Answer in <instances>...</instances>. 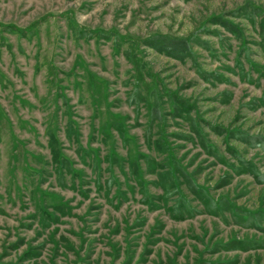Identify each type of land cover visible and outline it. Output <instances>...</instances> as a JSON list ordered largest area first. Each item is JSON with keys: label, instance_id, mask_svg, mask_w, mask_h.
Instances as JSON below:
<instances>
[{"label": "rangeland", "instance_id": "374dc122", "mask_svg": "<svg viewBox=\"0 0 264 264\" xmlns=\"http://www.w3.org/2000/svg\"><path fill=\"white\" fill-rule=\"evenodd\" d=\"M245 1L264 10V0H0V25L37 31L0 32V264H264V143L253 140L264 138V38L260 15L229 12ZM219 13L239 36L207 27L193 58L144 43L187 39ZM147 74L193 105L165 115L170 148L158 149L155 125L145 143L148 109L126 101L146 94ZM223 128L243 133L225 144ZM47 130L79 177L51 160Z\"/></svg>", "mask_w": 264, "mask_h": 264}, {"label": "trees", "instance_id": "16d2710c", "mask_svg": "<svg viewBox=\"0 0 264 264\" xmlns=\"http://www.w3.org/2000/svg\"><path fill=\"white\" fill-rule=\"evenodd\" d=\"M241 11H244V14H258L261 17V34L262 37L264 38V10L261 8L255 7L250 1H245L244 4L242 3L238 8H236L231 14L236 15L240 13ZM35 24H30L29 27H16L12 25L11 23H4L0 25V32H8L12 34H18V35H23L25 37H30L32 34H36V29H35ZM220 24L225 30L227 29L230 32H233L234 34L239 36L240 32V27L236 25V23H233L232 18L228 14H213L210 17L204 18L201 22L199 27L197 28L196 32L194 31L193 34H191L187 39L183 38L182 36H174V37H169V35H166L164 33H153L151 35H148V37L144 40V43L148 45V47H151L155 49L157 52H164L168 54L171 58H184L186 56H191L192 58L194 57L193 51L191 50L190 44L191 42H195L198 46H206L208 44L207 41L201 40L198 37H196L195 33H199L201 30H205L207 27H212L213 25ZM76 30V29H75ZM78 33V36H85V37H93L96 38L97 35L101 34L98 32V30H95L94 33L91 32H86L85 30H76ZM110 34V33H109ZM109 34L104 35V37L110 36ZM111 37V36H110ZM119 38V37H118ZM122 39V38H120ZM114 47H118V41L117 39L114 40ZM241 51H243L246 54L247 57V52L248 49L246 46L242 43L239 48ZM237 63V66L241 65V62L239 60L235 61ZM250 62V61H249ZM140 66H142L143 69H145L143 66V62H140ZM150 78V86H148L147 90L145 91L146 94L142 93L141 91L135 90L133 93L130 92L128 99H126L127 103L129 105H133L135 109V114L139 111L138 109V102L142 101V104L146 105L148 109V118L149 122L147 125V128L145 129V138L144 141L147 145H149L150 138H152V131L151 128L153 125L156 126V130H158L159 137L157 138L155 144L158 145V149L162 147L170 148V144L167 142V133L165 130V115L171 116L173 119L178 118V117H184V115H188L191 107L193 106L192 103L189 101H186L182 95L179 93L170 90V88L166 87L165 85L162 84V82L153 74H147ZM261 100L264 103V94L262 95ZM65 101V100H64ZM63 101V102H64ZM62 102V103H63ZM164 102L168 104L171 108L169 112L164 111ZM65 103V102H64ZM196 116V115H194ZM196 120V119H195ZM195 123H197L195 121ZM124 125L120 121H113L109 128L112 130L114 129L115 132L118 133V136L120 137V140L123 143H126L127 140V135L125 134L126 132L124 131ZM195 128V127H194ZM195 130H198L195 128ZM238 132L239 134H242L243 132H239L238 130H227L223 128L222 133L224 134L223 140L225 141V144H228L229 136L231 134ZM105 133V130H104ZM65 134L68 136V138L71 137H77L78 135L76 134L75 129L73 128L71 123H67L66 128H65ZM46 135L48 137V142L47 146L50 148V157L51 160L56 163L58 168L65 167L68 171L73 176H80V173L78 170L73 169V164L69 160H67L64 157L60 156V148H58L57 144V139L56 136L53 134L51 130H47ZM199 141H202V136H197ZM253 138V136L251 137ZM254 146H259L261 144L260 142L264 143V138L261 136L254 137ZM191 141V140H190ZM202 143V142H201ZM207 149L210 151H213V146L211 143H206ZM80 147V145H78ZM82 150V147H80ZM263 149H264V144H263ZM84 153V151L82 152ZM86 155V153H84ZM240 161V159H239ZM176 166V165H175ZM177 169H179L182 173H184V176L187 178V180L191 181L193 183L194 181L191 180L190 175L188 174L187 170L182 166H176ZM177 171L174 169V172ZM259 176V177H258ZM63 176L60 174L59 178H62ZM258 177V178H256ZM263 176L260 174H256L255 178L259 179ZM139 177H134L135 181L137 184L140 186L142 185V192L143 196L146 197V192H144V183L138 179ZM260 181H263L261 178ZM107 183L109 185V188L112 187L116 183V179L113 175L108 178ZM197 185L195 182L193 183ZM198 186V185H197ZM206 202L210 201L213 204V200H210L208 195L206 196ZM222 200V199H221ZM239 214V219H242L241 221L243 222H254L256 218H253L251 215H246V219L241 218ZM244 224V222H243ZM245 225V224H244ZM258 224H256L257 226ZM247 241H237L236 243L239 244L241 247L245 246ZM243 248V247H242ZM1 264H10V263H1ZM17 264V263H14Z\"/></svg>", "mask_w": 264, "mask_h": 264}]
</instances>
